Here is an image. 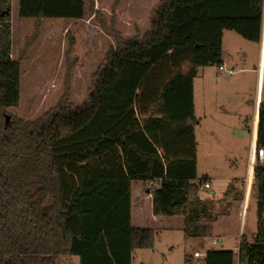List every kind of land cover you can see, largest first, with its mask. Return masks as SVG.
I'll list each match as a JSON object with an SVG mask.
<instances>
[{
  "label": "trees",
  "instance_id": "trees-1",
  "mask_svg": "<svg viewBox=\"0 0 264 264\" xmlns=\"http://www.w3.org/2000/svg\"><path fill=\"white\" fill-rule=\"evenodd\" d=\"M113 1L0 0V264H132L160 230L210 237L238 200L239 181L217 201L200 196L209 179L197 173L194 80L223 65L225 31L261 42L264 0H117L109 20ZM14 6L36 34L45 21H83L89 6L114 41L81 102L70 100L68 71L54 107L35 120L9 114L24 90L12 59ZM256 123L264 147L263 103ZM253 176L257 232L240 238L238 264H264V164ZM203 263L234 264L235 253L211 249Z\"/></svg>",
  "mask_w": 264,
  "mask_h": 264
},
{
  "label": "rangeland",
  "instance_id": "rangeland-1",
  "mask_svg": "<svg viewBox=\"0 0 264 264\" xmlns=\"http://www.w3.org/2000/svg\"><path fill=\"white\" fill-rule=\"evenodd\" d=\"M98 1L95 0L97 8L100 7ZM116 1L106 12L104 10L109 20ZM138 1L142 2L124 0V3ZM13 9L12 59L20 63L24 90L20 109H14L9 114L21 115L24 120H35L54 107L64 93L68 71L71 72L70 100L81 102L90 87L93 73L106 52L115 46L114 41L102 32L89 6L83 21L65 25L45 21L38 34L35 33L36 21L18 19L17 6ZM116 20L127 28L130 23L134 27L136 25L127 17H122L123 22L118 17ZM261 59L259 44L244 40L235 32L225 31L221 66L224 71L217 66L200 68L194 82L196 115L203 121L197 129L198 177H208L212 187L211 190L200 189V196L217 201L223 197L228 186L242 176L244 182H238L236 187L245 196L244 200L232 204L229 215L219 219L218 225L222 230L219 235L213 232L206 239H187L181 230L163 229L155 236L152 248L135 251L132 264H204L203 258L209 248L235 249L242 236L253 240L258 225L257 193L253 173L246 183L248 170L243 169L240 156L245 158L244 142L247 140L250 143L252 128L256 129L258 125L255 115L259 97L264 104V80L259 81L258 78ZM245 121L249 123L250 133L240 131ZM242 135L240 142L236 141ZM133 188L134 197H137L138 186ZM217 211L219 207H216ZM145 214L148 217L147 208ZM169 224L170 227L175 225L174 222ZM217 237L221 239H218V245L213 246L212 242ZM195 253L198 256L201 254V258L196 259ZM54 264H79V258L62 257Z\"/></svg>",
  "mask_w": 264,
  "mask_h": 264
},
{
  "label": "crops",
  "instance_id": "crops-1",
  "mask_svg": "<svg viewBox=\"0 0 264 264\" xmlns=\"http://www.w3.org/2000/svg\"><path fill=\"white\" fill-rule=\"evenodd\" d=\"M223 38H224V33H223ZM259 45H260V53H261V55H262V59H261V62H260V68H259V70H258V73H259V76H258V78H259V81H263L264 80V3H263V23H262V36H261V42L259 43ZM198 74H200V71H198ZM203 75H205L207 78H208V74L207 73H204V71H203ZM196 80V79H195ZM195 80H194V82H195ZM195 83H194V103H195V115H196V101H195ZM262 103V98H260L259 97V100H258V104H257V111H256V117H257V120H258V110H259V106H260V104ZM196 118H197V115H196ZM197 124H196V126H195V134H196V142H197V168H198V156H199V142H198V135H197V129H198V127H200L201 126V124H202V119L200 120V118H197ZM244 124L245 125H243V129H242V125H241V129H240V131H241V133H247V132H249L250 133V127H249V123H248V121H245L244 122ZM258 127V126H257ZM252 131H253V128H252ZM244 135V134H243ZM243 135L241 136V137H238V139L236 140V141H239L240 142V140L243 138ZM257 140V128L255 129V133H254V135L252 134V139H251V141H250V143H247V140H245V142H244V145H243V148H245V150H246V155H245V158H243L242 156H240V161H243V169L245 170V171H247L248 170V164H249V157H250V150H251V145H252V142L253 141H256ZM245 159V160H244ZM197 173H198V169H197ZM247 173V172H246ZM253 175H254V173H253ZM234 181H239V182H244V177H242L241 176V178H237L236 180H234ZM208 182L210 183V181L208 180ZM233 183V182H232ZM211 185V184H210ZM229 187V186H228ZM212 188V187H211ZM237 188V187H236ZM228 189V188H227ZM211 190V189H210ZM238 190V189H237ZM251 191H253V190H251ZM238 192L240 193V195H239V197H238V200L237 201H233V202H231V206H232V204H235V203H240V202H242L243 200H244V197L245 196H243L242 194H241V192L238 190ZM203 199H211V198H203ZM219 199H221V198H219ZM230 206V207H231ZM229 215V214H228ZM220 218H222V217H220ZM219 218V219H220ZM217 220L214 224H213V228H212V233L214 232V234L215 235H219L218 233H220V231H222V230H220V228H219V221L220 220ZM223 233H225V231H223ZM256 234V233H255ZM255 236V235H254ZM217 239V240H216ZM216 239H214V240H216V241H219L218 239H221V238H219V237H217ZM213 240V241H214ZM212 245L213 246H216V245H214L213 244V242H212ZM239 245H240V241H239ZM202 247V246H201ZM203 248V247H202ZM211 249H213V248H209V250H211ZM232 249H234V248H232ZM231 248H229V249H226V250H231V251H233L237 256L236 257H238V252H239V246L237 247V248H235L234 250H232ZM218 250V249H217ZM220 250H222V249H220ZM208 251V250H207ZM207 251H206V253H207ZM135 255V254H134ZM206 255V254H205ZM194 257H196V259H200L201 258V254H199V256L195 253V255H194ZM204 258H205V256H204ZM203 258V259H204ZM133 259H134V256H133ZM237 264H238V258H237ZM132 263H133V260H132Z\"/></svg>",
  "mask_w": 264,
  "mask_h": 264
},
{
  "label": "built area",
  "instance_id": "built-area-1",
  "mask_svg": "<svg viewBox=\"0 0 264 264\" xmlns=\"http://www.w3.org/2000/svg\"><path fill=\"white\" fill-rule=\"evenodd\" d=\"M220 71H224L223 67L219 68ZM228 74H231V72H229ZM255 133V128L253 126V131L252 134L254 135ZM264 164V147H258L257 146V140L252 142L251 145V150H250V157H249V164H248V177L246 179V183H248L250 176L252 173H254V169L256 168L257 165H263ZM200 189L202 190H209L211 189V185L209 182L205 183L202 187H200ZM219 241H213L214 245H218ZM236 254H235V258H236ZM237 264L236 260L235 263Z\"/></svg>",
  "mask_w": 264,
  "mask_h": 264
}]
</instances>
